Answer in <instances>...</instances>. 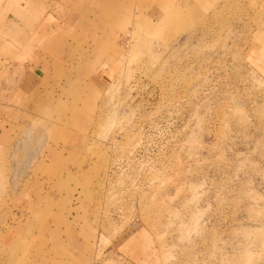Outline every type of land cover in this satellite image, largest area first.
Instances as JSON below:
<instances>
[{
    "label": "rangeland",
    "instance_id": "rangeland-1",
    "mask_svg": "<svg viewBox=\"0 0 264 264\" xmlns=\"http://www.w3.org/2000/svg\"><path fill=\"white\" fill-rule=\"evenodd\" d=\"M0 264H264V0H0Z\"/></svg>",
    "mask_w": 264,
    "mask_h": 264
},
{
    "label": "bare ground",
    "instance_id": "bare-ground-1",
    "mask_svg": "<svg viewBox=\"0 0 264 264\" xmlns=\"http://www.w3.org/2000/svg\"><path fill=\"white\" fill-rule=\"evenodd\" d=\"M106 3V2H105Z\"/></svg>",
    "mask_w": 264,
    "mask_h": 264
}]
</instances>
